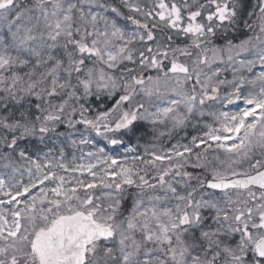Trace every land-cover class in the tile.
I'll list each match as a JSON object with an SVG mask.
<instances>
[{"label": "snow or ice", "instance_id": "6c2138e0", "mask_svg": "<svg viewBox=\"0 0 264 264\" xmlns=\"http://www.w3.org/2000/svg\"><path fill=\"white\" fill-rule=\"evenodd\" d=\"M0 264H264V0H0Z\"/></svg>", "mask_w": 264, "mask_h": 264}, {"label": "rangeland", "instance_id": "374dc122", "mask_svg": "<svg viewBox=\"0 0 264 264\" xmlns=\"http://www.w3.org/2000/svg\"><path fill=\"white\" fill-rule=\"evenodd\" d=\"M248 6H249V10H251V6L256 2V0H246ZM238 104L241 105L242 102H237ZM228 110H236L234 107L232 106H229V109ZM188 132L191 133V135H197L198 133L196 131H194L193 129L189 128L188 129ZM181 135H184V133H181ZM191 135H189V139L191 138Z\"/></svg>", "mask_w": 264, "mask_h": 264}, {"label": "bare ground", "instance_id": "6f19581e", "mask_svg": "<svg viewBox=\"0 0 264 264\" xmlns=\"http://www.w3.org/2000/svg\"><path fill=\"white\" fill-rule=\"evenodd\" d=\"M241 106H242V103H241Z\"/></svg>", "mask_w": 264, "mask_h": 264}]
</instances>
